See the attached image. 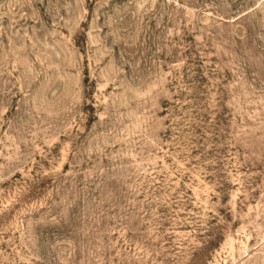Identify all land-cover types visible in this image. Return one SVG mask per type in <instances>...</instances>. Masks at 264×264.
Wrapping results in <instances>:
<instances>
[{
  "label": "rangeland",
  "instance_id": "1",
  "mask_svg": "<svg viewBox=\"0 0 264 264\" xmlns=\"http://www.w3.org/2000/svg\"><path fill=\"white\" fill-rule=\"evenodd\" d=\"M0 264H264V0H0Z\"/></svg>",
  "mask_w": 264,
  "mask_h": 264
}]
</instances>
